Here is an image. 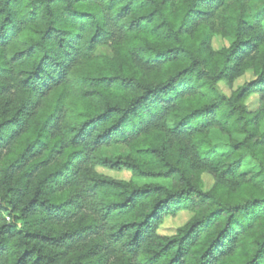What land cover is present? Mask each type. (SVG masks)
<instances>
[{"label":"trees","instance_id":"16d2710c","mask_svg":"<svg viewBox=\"0 0 264 264\" xmlns=\"http://www.w3.org/2000/svg\"><path fill=\"white\" fill-rule=\"evenodd\" d=\"M0 264H264V0H0Z\"/></svg>","mask_w":264,"mask_h":264},{"label":"rangeland","instance_id":"374dc122","mask_svg":"<svg viewBox=\"0 0 264 264\" xmlns=\"http://www.w3.org/2000/svg\"><path fill=\"white\" fill-rule=\"evenodd\" d=\"M212 44H213L214 48H220L222 46H226L227 42L221 38L215 37L213 39ZM249 77L250 76L247 75V76L237 80L234 84V87L242 84L244 81L248 80ZM219 87L225 93H228V89L224 84L220 83ZM211 137H212L213 142H215L218 145L220 150L221 149L222 150L227 149L226 145L228 143V138L226 136L222 135L221 133H219L218 131L215 130L212 132ZM234 138L239 139L240 136L235 135ZM125 152H126L125 148H118V147H115V148H112V149H109L106 151L107 154H112V155H115L118 153L123 154ZM245 163H246L245 168H248V167H250V163H252V162L251 161H245ZM98 171L101 173H104L106 175H109L110 177H113L115 179L130 180L133 178L132 173L128 170H122V171H112L111 170V171H109V170H105L103 168H98ZM204 178H207V176H204ZM189 217H190V214L188 212L183 211V212H180L175 217L166 218L164 220L163 224L159 228V233L161 235H168V236L174 234L178 230L179 227L184 225V223L189 219Z\"/></svg>","mask_w":264,"mask_h":264}]
</instances>
